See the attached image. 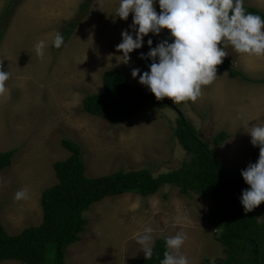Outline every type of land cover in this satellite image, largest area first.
I'll return each mask as SVG.
<instances>
[{
    "label": "rangeland",
    "instance_id": "obj_1",
    "mask_svg": "<svg viewBox=\"0 0 264 264\" xmlns=\"http://www.w3.org/2000/svg\"><path fill=\"white\" fill-rule=\"evenodd\" d=\"M244 6L264 12V0H244ZM118 7L119 0H0V61L11 73L8 92L0 96V154L17 151L11 166L0 173V221L11 236L43 222V192L59 182L54 165L71 156L64 140L82 147L89 178L143 169L157 177L178 170L186 158L175 135L174 109L179 108L200 139L212 146L220 133H228L229 139L214 149L232 172L241 173L258 161L252 157L256 147L246 131L253 124L264 125V56L238 54L230 45L225 46L229 55L224 60L250 81L220 72L218 79L202 87L195 102L172 103L174 107L161 111L146 104L117 125L84 110L88 95L103 92V78L110 70L125 71L135 89L141 85L131 75L133 69L143 74L138 58L130 53L125 65L116 50L123 31L135 36L132 14L121 20L115 17ZM156 11L160 12L158 3ZM75 22L69 41L57 50L52 45L55 34H63ZM144 38L171 41L166 29ZM40 40L46 44L42 57L35 51ZM24 188L28 199L16 200L15 194ZM211 205L174 186L148 198L133 193L105 198L85 214L87 231L80 243L68 248L67 263L139 264L144 254L135 236L151 227L154 242L186 232L181 252L190 264H216L224 258V247L210 223ZM257 212L263 219L264 203ZM55 258L51 250L47 263L54 264Z\"/></svg>",
    "mask_w": 264,
    "mask_h": 264
},
{
    "label": "trees",
    "instance_id": "obj_2",
    "mask_svg": "<svg viewBox=\"0 0 264 264\" xmlns=\"http://www.w3.org/2000/svg\"><path fill=\"white\" fill-rule=\"evenodd\" d=\"M12 6L13 2L7 9ZM86 6V3L83 4V10ZM244 7L248 12L264 17L261 10ZM1 21L0 18V23H3ZM76 26L77 22L71 23L62 34L65 43ZM2 38L0 24V40ZM149 39L153 41V47L160 42L144 38V46L133 52L143 72L149 71L152 63L148 58L141 59V53L146 57L149 51ZM220 72H229L232 78L250 81L242 72L234 70L227 60L217 66V73ZM146 104L159 111L174 107L168 98L158 101L145 86L135 89L125 71L113 69L104 75L103 92L85 98L84 110L117 125L143 111ZM174 110L178 117L175 135L186 152V158L178 170L157 177L150 170L143 169L119 170L107 176L89 178L82 147L64 140L63 146L71 156L54 165L59 182L43 192V222L26 228L20 235L11 236L0 221V264L7 261L48 264L51 250L56 251L54 264H68V248L81 242L89 223L85 214L94 204L127 193L148 198L157 195L166 186H174L189 197L200 196L212 204L210 223L216 228V241L224 247V258L218 259L216 264H264V218H260L257 208L250 213L244 212L240 197L249 185L244 182L241 173L232 172L224 164L214 149L229 139L228 133H220L212 146L200 139L194 124L179 108ZM259 151L257 146L251 153L252 157H259ZM16 153L12 150L0 154V173L11 166ZM166 250L165 238L158 239L154 242L153 256L149 259L143 256L139 264H161Z\"/></svg>",
    "mask_w": 264,
    "mask_h": 264
},
{
    "label": "clouds",
    "instance_id": "obj_3",
    "mask_svg": "<svg viewBox=\"0 0 264 264\" xmlns=\"http://www.w3.org/2000/svg\"><path fill=\"white\" fill-rule=\"evenodd\" d=\"M130 14L135 36L127 30L121 33L122 42L116 46L122 53L121 63L130 62L129 54L141 49L144 37L150 33L159 36L166 29L170 34L171 42L165 39L155 47L149 39V51L146 57L141 53V59L152 61L150 70L141 74L140 69H133L131 73L158 101L168 98L173 104L195 102L202 95V87L218 79L217 66L229 55L226 45L238 54L264 56V17L248 12L244 0H119L115 17L127 20ZM64 44L63 35L57 32L52 45L60 49ZM45 47V41L40 40L35 45L36 54L42 57ZM10 76L0 61V96L7 94ZM246 132L251 144L260 150L258 161L241 170L249 188L242 191L240 203L244 212L250 213L264 203V125L253 124ZM28 196L24 188L17 191L15 199L26 200ZM187 238L183 231L166 237L167 250L161 264H190L181 252ZM135 239L145 258H151L153 229L146 227Z\"/></svg>",
    "mask_w": 264,
    "mask_h": 264
}]
</instances>
